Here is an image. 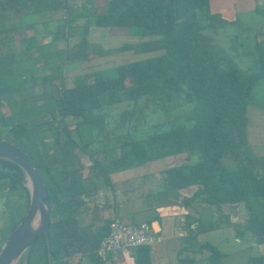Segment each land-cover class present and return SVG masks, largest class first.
Wrapping results in <instances>:
<instances>
[{
	"label": "trees",
	"instance_id": "16d2710c",
	"mask_svg": "<svg viewBox=\"0 0 264 264\" xmlns=\"http://www.w3.org/2000/svg\"><path fill=\"white\" fill-rule=\"evenodd\" d=\"M49 2L52 1L0 0V13L1 10L12 13L39 10L45 4L50 6ZM61 2L66 8V0ZM93 18L96 27L129 28L131 34L142 37L144 40L134 45L123 44L115 50H131L143 55L113 66L108 75L102 71L82 73L83 82L66 86L61 74L63 66L109 54L108 48L104 54L102 47L98 52L90 47L89 24H86L74 46L66 45L65 49L53 51L52 61L56 64L50 66L45 62L50 73L37 77L38 67L32 70L31 79L36 84L40 80L44 83L61 78L58 89L50 90L41 102L28 107L27 97H24L11 102L5 99L4 104L2 95L8 87L3 84L0 87V108L6 105L9 109V114L0 111V134L13 141L26 142L29 152L17 147L33 161L47 188L52 209L48 224L52 264H70L76 254L80 260L87 258L90 264H103L96 250L108 232L112 217L94 228H80L86 204L84 197L97 190L96 177H101L109 186L110 173L181 153L192 156L190 164L183 162L163 169L165 188L177 191L195 187L191 196L183 198L186 205L203 202L220 207L225 203H242L247 217L243 229H236V237L249 233L255 243L263 244L264 175L259 172L261 158L253 155L247 145L246 132L249 109L264 108L253 102V89L264 79V46L255 37L254 42L246 36L242 38L245 49L238 52L235 44L241 43L234 38L239 35L232 34L228 50L220 49L210 32L229 23L210 14L209 0H104L103 10L95 12ZM73 20L74 16H69L59 23L53 40L66 38ZM235 30L253 32L241 27ZM234 56L246 57L249 63L238 66ZM182 102L189 104L183 119L141 138L131 137V132L140 129L146 109L167 111L172 104ZM110 107L120 109L117 122L126 125L128 133L122 142L117 139L118 154L104 162L107 158L95 157L101 151H92L90 143L80 138L79 129L87 126L101 130L107 116L102 111ZM47 114L52 116L50 121L54 118L59 121L52 128L51 144L44 148L34 144V133L43 131L45 125L49 127L43 120ZM37 117H41L39 122L34 121ZM193 153L198 154L197 159ZM83 156L90 160L86 176H82ZM25 183L21 168L0 158L3 211L14 217L9 233L29 204V189ZM187 218H190L189 234L185 239L188 242L191 237L196 238L216 226L215 222L206 225L197 217ZM148 223L154 226L153 221ZM187 248L184 244L178 250L179 264L195 261L193 257H182ZM83 249L87 252L83 253ZM191 249L194 254L209 250L207 264H219L224 256L209 242H201L197 249ZM129 253L134 259L132 264H152L147 245L138 246ZM26 264H47L43 235L34 242ZM247 264H264V256L251 257Z\"/></svg>",
	"mask_w": 264,
	"mask_h": 264
},
{
	"label": "rangeland",
	"instance_id": "374dc122",
	"mask_svg": "<svg viewBox=\"0 0 264 264\" xmlns=\"http://www.w3.org/2000/svg\"><path fill=\"white\" fill-rule=\"evenodd\" d=\"M54 2V0H51ZM57 1V0H56ZM51 2V3H52ZM47 3V2H45ZM50 4V2H49ZM93 5V9L97 12H100L103 10L104 7V0H92L90 3ZM86 6V5H85ZM64 9V8H63ZM72 5L64 9L63 11V17L55 22V24L63 23L64 19L71 17L72 15ZM83 16H87L83 19H77L76 21H73L76 26L80 25L79 27H82V24L84 23L89 24L88 32H93L94 37L90 36V47L97 50L101 47L105 49L104 54H106L108 51L110 54H114L116 58L112 60L107 61H101V63L96 64L95 67H90L89 64H82L81 63H75L74 68H78L80 70V73L77 74H71L68 73V65H65V67L61 69V74L63 75V80L65 81L66 86H74L76 84H79L83 82V76L82 73H86L88 70L91 71H102L104 74L108 75L110 74V70L113 68L111 66L112 64L107 63L109 61H112L114 63L123 64L129 60L132 59H138L141 57L140 53H133L131 50H125L118 52L115 50V48L125 44V45H134L138 41H140L139 36H135L134 33L131 34L129 28H96V26L92 23L93 15L88 14L89 10L88 8H83ZM76 12V16L80 12L79 7L74 10ZM71 12V15H70ZM94 13V12H91ZM67 16V17H66ZM74 19V20H75ZM245 23H249L253 26L258 27L259 25H262L264 28V15L259 14L258 18L255 20H251L250 18L243 20ZM1 22V30H5L6 27L10 25V22L7 20V18L0 19ZM71 25V24H70ZM69 25V26H70ZM57 26V25H55ZM78 27V28H79ZM236 27L231 25H226L224 27L218 28L214 32H210L212 37L214 38L215 43L219 46L220 49H227L230 46V37L232 34H238L237 38H234L239 41L241 44H235L237 46L238 52L244 51L245 48H243L242 44L243 40L242 38L248 36V38H252V40L255 42V39L259 41V43L264 46V33L260 34V29L255 28V30H258L257 32L253 29V32L243 31L242 30H235ZM54 32V30H52ZM239 31H241L239 33ZM254 31L258 33L256 36L253 34ZM72 33V32H70ZM104 33L109 34V36H114L110 41H105L99 39L97 35ZM81 36V33L75 34V32L71 35L69 34L68 37L66 35V41L71 46H74L76 42L78 41L79 37ZM136 37V38H134ZM255 37V39H254ZM89 38V37H88ZM98 38V39H97ZM68 39V40H67ZM137 39V40H136ZM230 40V41H229ZM32 42V41H31ZM29 42V40H25L19 43V46L15 43L14 46H6L4 48V51L0 53V87H3V85H6L8 88L6 89V93H8L7 97H11L13 99H24V97H27L26 100L28 101V107L32 106L34 104H37L41 102L44 98V95H48L50 93V90L55 91L58 89L60 85L61 78H57L52 82H44L38 81V83H34V80L31 79V72L34 68L38 67V72L40 74H37V77H41L42 75H46L50 73V69L48 68V63L50 66H54L56 62L54 63V53L53 48L51 46L49 47H42L38 50H35L33 47V44ZM13 45V44H12ZM108 48V51L106 50ZM231 53V51L229 50ZM99 56H96L97 58ZM104 57V56H103ZM107 57V56H106ZM105 57V58H106ZM38 58V60H36ZM102 58V57H99ZM98 58V59H99ZM53 59V61H52ZM115 60V61H114ZM233 60L237 63L238 66L244 67L247 63H249V59L243 56H234ZM45 62H48L45 64ZM83 70V71H81ZM77 72V71H76ZM60 74V75H61ZM83 77V78H82ZM3 84V85H2ZM33 85V86H32ZM30 94V95H28ZM2 98L4 96L2 95ZM7 99L11 102L12 99ZM253 102L261 105L264 107V79L259 81V83L254 87L253 89ZM3 103L5 104V100H3ZM189 104L182 102L180 105L172 104L167 111H163L161 109L156 108H148L145 111L144 117L141 120V127L139 130L131 132V137L134 139L141 138L142 136L153 133V131H156L158 129H166L169 124L175 120H181L187 115V108ZM24 107V106H22ZM255 109V108H254ZM264 108H260V110ZM119 110L116 107H110L105 108L102 113H106L104 124L102 125L101 130L98 127H92L89 128L87 126H82L79 129V136L83 141H88L90 143V149L94 152L101 151L99 154L95 155V157H101V155L105 156L107 159L104 162H107L109 158L112 156L118 154L119 148L118 145H116L117 139H120L121 142L124 139L125 135L128 133V128L126 125H122L121 123H118L119 118ZM0 111L4 114H9V109L6 105L0 108ZM11 113L15 114L14 111H10ZM17 114V113H16ZM181 117L179 119L178 116ZM18 118V116H17ZM41 117H37L34 121L39 122ZM51 115L47 114L43 120L47 122L49 127L46 125L44 126V130L38 133H34L35 139L34 144L39 145L40 147L48 148L51 144V141L53 139V126L59 121L58 119H53ZM48 128V130H46ZM1 140L5 141H11L16 146L24 149L26 152H29V150L26 148V142L22 143L21 141H13L8 139L4 134H0ZM82 142V141H81ZM248 143V142H247ZM250 147L251 146L248 143L247 144ZM25 146V148H24ZM115 148V149H114ZM252 152V151H251ZM49 153H52L49 151ZM195 155L196 159L198 158L197 153H193ZM253 155H255L253 153ZM192 157L191 155L189 158L185 160V164H190L189 159ZM194 157V156H193ZM103 159V158H102ZM81 161L84 165V169L82 170V176H86L88 174V165H90V160L87 158V156L81 157ZM104 168H106V165H103ZM105 170V169H104ZM118 172V171H117ZM95 183H97V190H92L91 193L87 197H84L85 201V211L81 216L80 219V228L83 227H90L94 228L95 226H99L104 222L105 219L108 217L113 216V213L110 209L111 203L113 200L111 199L110 192H108L109 186H107L101 177L95 178ZM241 205H243L241 203ZM199 217L200 220L204 223H212L216 222V225L214 228L217 227L218 223L220 226L221 221H218V214L216 215V207L213 205H210L208 203H201L200 205H197ZM3 200L0 196V243L4 242L5 238L9 234V226L11 225L12 219L14 217H11L9 213H6L3 211ZM237 218L241 221L235 224V226L232 228L230 226L225 227L224 229H216V231H212L210 229L207 234L200 238H193L194 240H199L200 242H209L213 244L217 250L224 253V256L220 258L219 264H247V261L251 257H258V256H264V243L263 244H257L254 242L252 237L249 233H247L244 236H240L239 240L235 238V235H237L235 229L238 228V225L241 229H243V221L242 219L246 217L247 210L245 209L244 205L240 206V208L237 210ZM25 214V213H24ZM111 216V217H112ZM121 219L123 221H127L130 219H133L135 221L145 220L150 216V214L147 217H144L143 215H126L121 214ZM189 219V218H188ZM95 220V221H94ZM188 225V224H187ZM226 237V238H225ZM190 239V236L188 237ZM186 236L183 238L182 243H188V241H185ZM193 244V243H190ZM192 247V246H191ZM190 247V248H191ZM188 245L187 251L182 253V257H192L194 254L191 252ZM84 252H87V249H83ZM204 249L201 250L198 254L195 255V262H184L182 264H207L206 257L210 254L209 250ZM120 254L111 255L109 254L107 257L110 260V264H117L116 257H118ZM124 258V260H123ZM121 258V263L118 264H132L134 259L132 256H124ZM90 264L87 258L83 257L80 260L79 254H76L73 259L71 260L70 264ZM18 264H26V260L20 258L18 261ZM179 264V263H178Z\"/></svg>",
	"mask_w": 264,
	"mask_h": 264
},
{
	"label": "crops",
	"instance_id": "0c3cea01",
	"mask_svg": "<svg viewBox=\"0 0 264 264\" xmlns=\"http://www.w3.org/2000/svg\"><path fill=\"white\" fill-rule=\"evenodd\" d=\"M60 2L63 4L64 0H54V2L50 3V6L45 4V6H41L39 10H27L23 13H12L7 10H1L2 13H0V19L7 18L10 25L6 27L5 30L0 29V53L4 51L6 46H14L15 43L19 46V43L25 40H29V42L32 41L31 43L33 44L35 50L51 46L53 48L52 51H55L65 49L66 45L71 46L68 41H66L65 37H56V40H53L56 35L55 33L57 32V26L55 25H58L55 24V22L63 17V11L65 9ZM91 2L92 0H66V6L69 7L72 5L74 10L79 7L80 12L77 16L75 15L76 12L74 10H72V15L70 12V15L72 17L74 16V19H83L87 17L83 16V8H88V14L93 15L97 12L93 9V5L90 4ZM209 12L210 14L227 21L229 23L228 25L236 27L235 29H237V27L251 30H255V28H257L260 29V34L264 33L262 25L256 27L243 21L248 18L253 21L258 18L259 14L264 15V0H209ZM77 19L73 21H76ZM73 21L68 28L67 37L69 34L72 35L74 32L75 34L83 32V26L85 24L83 23L80 28V25L76 26ZM52 30H54V32ZM90 36L94 37L96 35L90 31L88 36L89 39L91 38ZM97 36H99V39L105 41H110L114 37L104 33ZM94 39L90 40L92 41ZM141 40L144 39L141 37L140 41ZM99 57L81 61L80 65L89 64L90 67H95L96 64L101 63V61L105 62L116 58L114 54L110 53L104 55V57ZM112 61L107 63L112 64L111 66L117 65V63ZM75 63L68 65L69 75L80 73L78 68L73 67ZM89 71L91 70H88L87 72ZM3 96L4 98L2 99L4 100L11 98L7 97L8 93H5ZM260 108L262 107H251L249 109V121L246 136L247 142L252 147V153L261 158V167L259 172L264 175V110H260ZM187 158H189L187 153H181L149 161L132 169H126L109 174L111 184L109 185L108 192H110L111 199L113 200L110 207L113 216L121 218V216H119L121 213L132 216L143 215L144 217H147L150 214V216L145 220L135 221L130 219L128 222H154L153 229L156 231L157 235H159L160 240L149 246L152 264H178L177 252L184 244L187 247L189 245V247L192 246L193 249H197L201 243L199 240L192 241V237L190 242L182 243L183 238L189 234L188 221L190 218L188 219L187 217L200 218V213L198 212L199 208H197V205H200L203 202H194L191 205H186L183 200V198L192 195L195 191V187L189 186L177 191H170L165 188L163 183V174L161 173V171L167 167L182 164ZM227 162L230 164V161L227 160ZM240 206L243 205H241V203H225L220 207L215 206L217 209L216 215L218 214V221H221L222 223H220V226L218 223V226L212 229V231H216V229L219 228L224 229L228 226L233 228L236 223L241 221L237 218V210ZM246 217L242 219L243 223ZM209 223L210 222H204L206 225ZM191 227H194V224H192ZM238 228H240L239 225ZM208 232L210 231H204L201 234H198L196 238H200ZM235 238H237L236 235ZM237 239L239 240V238ZM190 250L192 251L191 248ZM198 253L199 252L196 254ZM196 254L192 256L194 259ZM120 256L123 258L124 256L131 255L130 253L129 255L124 256L120 254L116 257L117 264L121 263Z\"/></svg>",
	"mask_w": 264,
	"mask_h": 264
},
{
	"label": "water",
	"instance_id": "95a60500",
	"mask_svg": "<svg viewBox=\"0 0 264 264\" xmlns=\"http://www.w3.org/2000/svg\"><path fill=\"white\" fill-rule=\"evenodd\" d=\"M0 158L12 161L21 168L29 189V204L25 214L0 247V264H18L21 257L26 260L39 235L45 239L47 264H52L48 236L52 209L45 182L30 157L17 146L0 140Z\"/></svg>",
	"mask_w": 264,
	"mask_h": 264
},
{
	"label": "built area",
	"instance_id": "2783aa9c",
	"mask_svg": "<svg viewBox=\"0 0 264 264\" xmlns=\"http://www.w3.org/2000/svg\"><path fill=\"white\" fill-rule=\"evenodd\" d=\"M160 240L159 235L146 221L132 223L113 216L109 222L108 232L100 241L96 250L103 264H110L109 254L128 255L142 245L150 246Z\"/></svg>",
	"mask_w": 264,
	"mask_h": 264
}]
</instances>
